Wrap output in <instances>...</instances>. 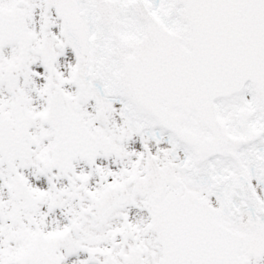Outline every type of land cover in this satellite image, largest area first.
Here are the masks:
<instances>
[{"label": "water", "instance_id": "1", "mask_svg": "<svg viewBox=\"0 0 264 264\" xmlns=\"http://www.w3.org/2000/svg\"><path fill=\"white\" fill-rule=\"evenodd\" d=\"M170 1L168 16L161 19L146 0H91L89 7L95 15L94 24L108 44L114 83L139 116L186 146L197 165H205L213 159L232 160L237 165L239 152L264 138V0ZM48 2L54 3L57 9L72 4L71 0ZM83 4L82 7L87 6ZM154 5L158 8L161 0ZM2 13L0 50L7 45L9 37L19 40L23 58L34 38L27 34V12L13 8ZM58 16L63 20L67 43L80 64L86 49L87 28L73 13L62 12ZM129 29H132L131 34ZM52 42L53 37L47 35L39 48L48 71L49 92L52 75L56 72ZM78 88L84 91L79 80ZM248 88L255 96L259 127L249 128L248 115L243 113L237 120L239 130L232 133L219 116L217 104L240 101ZM47 121L63 140L56 153V158L61 160L60 169L71 168V161L76 157L93 164L100 150L105 155L112 152L119 157L126 155L106 147L99 135L88 133L80 118L70 111L62 93L49 100ZM68 135L73 138L68 139ZM70 146L75 149L70 151ZM167 160L171 158L160 157L159 163ZM49 164L58 165L52 161ZM147 167L152 173L140 180V189L149 185L155 187L149 199L151 209L147 211L151 217L150 228L163 246L165 264H246V258L238 254H251V231H245L249 237V251L245 252V235L233 233L215 221L207 203L186 191L174 176L172 164L160 169L155 157L148 153ZM247 170L250 168L244 171ZM222 172L234 173L232 169ZM220 175L216 165L212 166L210 174H202L205 181L207 176ZM239 181L246 194L256 200L248 177L240 175ZM168 184H171L170 192ZM114 192L111 187L101 200H94L98 221L105 222L116 208ZM224 192L221 191L222 196ZM196 193L218 210L215 198L202 190ZM126 201L127 195L123 192L119 202ZM255 227L264 232L259 223H255ZM155 245L161 260L163 253L159 244ZM253 245L256 256H261L263 240L257 236ZM143 255L146 256V249L129 250L117 264H138Z\"/></svg>", "mask_w": 264, "mask_h": 264}, {"label": "rangeland", "instance_id": "2", "mask_svg": "<svg viewBox=\"0 0 264 264\" xmlns=\"http://www.w3.org/2000/svg\"><path fill=\"white\" fill-rule=\"evenodd\" d=\"M29 30L33 33L31 29ZM55 37L58 60L61 56L58 52V49H61V44L58 36ZM35 38L33 48L36 50L39 44L37 34H35ZM3 53L4 58L10 59L9 62H16L14 46L6 48ZM68 55L70 56V54ZM27 62L28 65L20 71L11 69L3 73L7 78V82L0 85V89L5 90L8 95H22L25 102L24 110L28 116L23 125V131L25 132L23 144L20 141L15 145V136H11L10 132H6V127L0 126V134H2V136L0 135V175L4 178L2 179L3 182L0 181V205L5 213L4 220L0 219V264H9L15 258H18L16 249L19 245L13 240L14 231H17L19 227L17 224L20 225V223L25 227L31 251L38 254L40 252L52 253L60 259L61 264H117L129 250L137 249H146L147 257L148 254L155 255L150 253L149 242L146 239L148 217L138 210L137 200L132 199L129 205H121V208L114 211L104 225L98 224L92 218L95 214L94 211H84L89 199L91 197L98 198L107 187L119 186L124 183L129 187V184L125 182V175L122 174V162L124 160H120L115 156L103 157L100 155L97 166L92 170L85 163L77 160L75 170L79 178L74 183L79 185L84 182L85 187L76 189L75 192L69 189L63 178L56 177L53 172L43 168L42 156H37V154L42 155L37 141L39 137L37 131L42 124L35 115L43 110L45 104L47 73L42 67L37 51L29 54ZM56 68L55 86H62L70 101L75 105L77 104L80 110L86 108L88 102L85 92L78 88V77H72V67L67 71V75L65 67H61L58 61ZM86 116L88 122L94 128H98L100 131L104 130L106 134L110 133L107 129L110 125V118H113V116L97 118L93 112L87 113ZM3 136L6 141H3ZM16 148L24 153L18 151L11 157L10 151L17 150ZM3 152H6V154ZM29 163L36 167L33 170L40 176L42 186L45 189V192L37 194L38 196L30 193L27 185L22 184L15 171L12 170V167L15 166L24 172L28 170ZM136 173L139 174L140 172L136 171ZM2 194L3 197H1ZM74 194L78 195L81 202L74 200ZM41 205L43 207L39 213L38 209ZM44 211L54 213L57 216L59 213H63L64 219H59L58 216L51 221V225L47 221V227L42 231H38L39 227L35 216L41 218L40 221L43 222L46 220L41 215ZM132 212H135L137 216L134 221L131 219ZM69 222L71 228L64 232V236H53L47 233L53 225L64 228ZM90 247H93L94 250ZM22 256H28V253ZM71 256L75 258L70 259ZM155 260L156 258L153 257L154 262H156Z\"/></svg>", "mask_w": 264, "mask_h": 264}, {"label": "flooded vegetation", "instance_id": "3", "mask_svg": "<svg viewBox=\"0 0 264 264\" xmlns=\"http://www.w3.org/2000/svg\"><path fill=\"white\" fill-rule=\"evenodd\" d=\"M14 0H0L1 5H12ZM29 2V9L31 5V9L33 10L36 8V0H28ZM41 27H43V23L41 24ZM40 28V27H39ZM4 56L0 54V76H3V71L5 69H8L11 64H8L4 62ZM19 66V65H18ZM21 66V65H20ZM3 81V78H0V83ZM25 102L23 101L22 95L12 96L8 95V93L5 90L0 89V126H6L9 130L11 136H15V145L17 142H20L23 140L25 132L23 131V125L25 121L28 119V116L25 113ZM39 120L42 121V126L38 128L39 137H38V143L41 148V154H37V156H42V160L44 163L46 162L48 157H52L55 152V145H56V139L54 131L51 129L50 126H48L45 122V109L40 113ZM85 122L89 124L88 120L85 118ZM14 134V135H13ZM12 139V138H11ZM24 143V141H23ZM117 146H120L119 142H116ZM132 145V144H131ZM130 147V145H129ZM136 171H144V164L141 160V157L136 154H132V156L129 157V160L126 164V173L128 176L133 175ZM56 176L60 177L56 172H54ZM71 183L75 181L76 175L71 174ZM83 187V186H82ZM72 189H75V185L72 184ZM134 189L129 190L130 195V201L132 198H137L138 196L135 194ZM17 231H14V242L18 243L17 251L16 253L18 255H21L22 253L25 255L28 253V256L25 258L20 259L18 262L17 260H14L13 262L9 264H33V262L36 260V257L39 258V260H45L47 258H55L56 257L50 253L46 254L44 252L33 253L31 251V248L29 247L25 227L20 226ZM13 242V244H14ZM19 249V250H18Z\"/></svg>", "mask_w": 264, "mask_h": 264}, {"label": "bare ground", "instance_id": "4", "mask_svg": "<svg viewBox=\"0 0 264 264\" xmlns=\"http://www.w3.org/2000/svg\"><path fill=\"white\" fill-rule=\"evenodd\" d=\"M42 18L41 16H36L35 17V28H37V36L39 37L40 36V30H39V27L40 25L42 24ZM52 31H55V33L58 35V30H52ZM58 52H60L61 56L58 60L59 64L61 67H65L66 69V75L68 74V70L71 68V64L73 63V60L71 59L70 60V57L68 55V53H70V51L68 50V52H65L63 51V49H58ZM123 120H119L117 119L116 121H114L113 123V129H115L116 127V130L117 132L119 131H122L124 130V124H122ZM112 129V131H113ZM129 147V146H128ZM135 149L137 151V154L141 153V149H138L137 147H131L129 150H133ZM154 150H158L160 151L159 148H156V147H153ZM162 154L159 155V157H169L167 155H165L163 153V149L161 150ZM156 153V152H155ZM34 167L32 165H29V168L28 170L25 172V176H24V179H21V182L26 184L27 187H28V190L30 191V193H32L34 196H38L37 194H41V193H44L45 192V189L43 188L42 186V182H41V178L34 172ZM19 175H20V172H17ZM60 186V185H59ZM61 187V186H60ZM1 197H3V194L1 195ZM43 207V205H41L38 209V212L40 211V209ZM37 212V213H38ZM40 213V212H39ZM57 213V212H56ZM59 213V212H58ZM44 218H46V220H44L43 222L40 221L41 218H39L38 216H35V219L37 221V225H38V231H42L44 228L47 227V221L48 223L51 225V221H53L56 217L59 216V219H64L63 218V213H59L58 216L55 215L54 213H48L46 211H44L42 214H41ZM132 218L133 220H135L137 218L136 216V213L135 212H132ZM143 215L146 216V214L143 213ZM42 217V218H43ZM56 224V223H55ZM56 225H53L52 229L51 230H48L47 233L50 234V233H55V232H60L64 229H66L69 224L67 226H65L64 228H61V227H55ZM151 232V231H150ZM151 236H153L152 232L150 233ZM150 250L153 252V253H157V248H156V245H154L153 247L150 248ZM158 260L159 259V256H157ZM72 259V258H71ZM259 261H255L254 263H258ZM263 263V262H262Z\"/></svg>", "mask_w": 264, "mask_h": 264}]
</instances>
